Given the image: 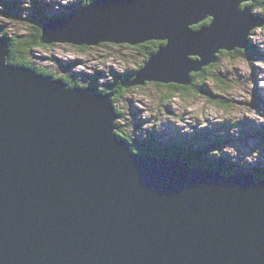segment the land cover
Returning a JSON list of instances; mask_svg holds the SVG:
<instances>
[{"label":"water","instance_id":"1","mask_svg":"<svg viewBox=\"0 0 264 264\" xmlns=\"http://www.w3.org/2000/svg\"><path fill=\"white\" fill-rule=\"evenodd\" d=\"M242 1L93 0L39 39L163 41L127 86L186 85L264 20ZM7 55L0 39V264H264V180L133 152L111 94Z\"/></svg>","mask_w":264,"mask_h":264},{"label":"rangeland","instance_id":"2","mask_svg":"<svg viewBox=\"0 0 264 264\" xmlns=\"http://www.w3.org/2000/svg\"><path fill=\"white\" fill-rule=\"evenodd\" d=\"M83 2L0 0V39L12 37L21 42L29 41L38 27L42 35L41 25L46 20L74 15L83 9L79 8ZM246 4L251 7L248 1H242L240 7ZM251 12L254 17L263 18V9L258 6ZM262 23L264 20L249 30V36L253 35L247 36L246 45L249 47L245 50L249 49L246 55L242 54L244 49L235 54L226 49L221 50L222 53L219 51L215 60L205 66L208 76L203 80L198 75L193 84L171 83L184 87L176 94L171 91V84L155 81L128 84V91L119 96L104 93L112 95V106L118 115L115 132L122 131L129 142L117 135L128 143L133 152L137 151L132 149V143L141 149L150 146L166 155L171 154L173 144L176 151L199 149L201 164L191 166L187 163L191 168L220 171L209 167L216 163L230 169V174L253 175L255 172L258 174L255 179L264 180ZM8 42L6 39L9 55ZM30 42L21 45L23 58L33 66L28 68L34 71V67L43 69L46 73L40 74L57 80H77L80 87L92 86L97 92L110 87L119 76L135 69L145 59V42L136 45L102 43L87 48L67 42L45 44L40 39L38 46L29 45ZM191 57L196 59L198 56ZM159 157L170 159L164 155Z\"/></svg>","mask_w":264,"mask_h":264},{"label":"trees","instance_id":"3","mask_svg":"<svg viewBox=\"0 0 264 264\" xmlns=\"http://www.w3.org/2000/svg\"><path fill=\"white\" fill-rule=\"evenodd\" d=\"M93 0H84V2L82 3V5L79 7L80 9L81 8H85L86 6H88ZM255 2V3H254ZM264 0H253L252 2H249V5L252 6V9L255 7V6H258L259 9H263V13H264ZM247 5V4H246ZM245 6V5H244ZM242 6V7H244ZM248 6V5H247ZM241 7V8H242ZM261 14L262 17L264 18V14ZM255 15V14H254ZM211 18H207L205 21H203L202 23L198 24V25H194L192 26V28L194 29H198L200 28L201 26L203 25H206L210 22ZM40 35H41V28L38 27L36 28L34 34L32 35V38L29 45H40L41 43L39 42V38H40ZM9 42V55H8V62L11 63V64H15V65H22V66H26V67H33L31 65V63L29 62H26L25 59L23 58V55H22V43H27L29 41H19V40H15L13 39L12 37L11 38H6ZM146 44L143 46L144 48V53H145V59L142 61V64L138 65V67H136L135 69H131L130 71H127L126 73H123L121 76H119L115 82H113L111 84L110 87H105L103 89H100V92L102 93H112L113 96H119V95H122L123 93H126L128 91V88L126 87L127 85V82L129 83L130 80H132L135 75L137 74V72L143 67L144 65V62L147 61V59L152 55L154 54L158 47L163 44V42L161 41H158V40H149V41H146L145 42ZM249 47V45H247ZM82 48H87V46H84ZM249 49V48H248ZM248 49L247 51L246 50H237V51H234L232 53H239L240 51H242L244 55L247 54L248 52ZM220 53H222V51H220ZM218 56V54H217ZM192 59H194V57H192ZM35 69L37 72L39 73H46L45 70L43 69H40V68H33ZM200 75L202 76V80L208 76V70H207V67H203L200 71L198 72H191L190 73V78H191V84L194 83V81L196 80L197 76ZM68 86H80V83L79 81L77 80H73V79H67L65 78L63 80ZM171 83H169L168 85H170ZM172 85V84H171ZM173 86V87H172ZM170 89L171 91H173L174 94H176L175 92H177L178 89L180 88H184L182 86H179V85H175L173 84ZM116 134H118L120 137H123L125 138V140H127L129 142V140L126 138L125 134H123L122 131L118 130L115 132ZM131 147L134 151H138L140 153H147V154H152L154 156H161V155H164V156H169L171 159H179L180 161H183V162H186L188 163L189 165L191 166H196V165H200L201 163L199 162L200 161V157H201V153L199 152V149H179L176 151V147L175 145L173 144L172 145V149L171 150V154L168 153V155H166V153L164 154L163 152H157L155 150H153L150 146L147 147V148H139L138 146H136L135 144H131ZM189 150V151H188ZM180 151V152H179ZM203 166V165H202ZM209 167H212V168H215L217 170H220V171H223L225 173H231L232 171L230 169H226L224 166H221L219 164H211ZM253 176L255 178L258 177V174L257 173H253Z\"/></svg>","mask_w":264,"mask_h":264},{"label":"bare ground","instance_id":"4","mask_svg":"<svg viewBox=\"0 0 264 264\" xmlns=\"http://www.w3.org/2000/svg\"><path fill=\"white\" fill-rule=\"evenodd\" d=\"M255 3V2H254ZM248 4H249V1H248ZM252 7V6H251ZM205 18H207V17H205ZM205 18H203V19H205ZM203 19H201V20H203ZM201 20H199L197 23H199ZM260 22H262V21H260ZM197 23H195V24H197ZM258 24V23H257ZM262 24H264V23H262ZM260 25H261V23H260ZM255 27V26H254ZM251 33V31L249 32L248 31V35L247 36H249V34ZM253 35V34H252ZM252 35L251 36H249V37H252ZM247 43V42H246ZM78 46V45H77ZM247 47V45L244 47V48H239V47H237V46H235L234 48H232V49H229L228 51L229 52H232V51H237V50H245V48ZM223 52V51H222ZM71 87V86H70ZM257 89H258V87H257ZM261 89V88H260ZM222 100V99H221Z\"/></svg>","mask_w":264,"mask_h":264}]
</instances>
